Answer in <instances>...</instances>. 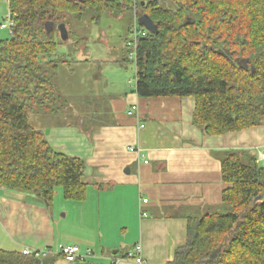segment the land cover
Returning a JSON list of instances; mask_svg holds the SVG:
<instances>
[{"label": "trees", "instance_id": "1", "mask_svg": "<svg viewBox=\"0 0 264 264\" xmlns=\"http://www.w3.org/2000/svg\"><path fill=\"white\" fill-rule=\"evenodd\" d=\"M7 1L13 28L0 40V189L34 195L46 205L57 189L67 201L85 198L84 162L55 151L30 124L32 114H63L83 99L79 90L57 83L60 66L70 60L57 56L66 43L57 27L84 14L98 23L104 14L139 11L133 50L139 98H193L192 125L207 136L264 121V0ZM76 110L72 121L81 113ZM221 173L231 186L219 209L187 219L185 244L166 264H264V166L229 152ZM55 258L0 250V264H55Z\"/></svg>", "mask_w": 264, "mask_h": 264}, {"label": "crops", "instance_id": "2", "mask_svg": "<svg viewBox=\"0 0 264 264\" xmlns=\"http://www.w3.org/2000/svg\"><path fill=\"white\" fill-rule=\"evenodd\" d=\"M112 73L103 85L97 79L76 89L84 106L78 119L43 131L55 151L84 162L85 198L67 201L57 189L46 205L0 189V250L27 248L55 258L64 246L77 245L92 251L89 263L112 264L140 246L145 264H166L185 244L187 219L219 209L231 186L221 173L226 154L239 153L244 161L264 153V121L207 136L192 125L193 98L142 99L120 69ZM55 264L73 263L61 257Z\"/></svg>", "mask_w": 264, "mask_h": 264}, {"label": "rangeland", "instance_id": "3", "mask_svg": "<svg viewBox=\"0 0 264 264\" xmlns=\"http://www.w3.org/2000/svg\"><path fill=\"white\" fill-rule=\"evenodd\" d=\"M136 16L139 11L136 9ZM134 9L125 12L121 16H110L104 14L101 16L98 23L90 21L91 14H84L82 20L73 18L66 26L67 32L70 30L78 40L77 45H73L71 38L67 39L63 51L57 56H61L66 61L63 66H60L57 74V83L61 87L79 89L81 85L90 86V82L97 80L100 85L104 84V78H112V71L120 69V73L126 78V86L135 89V67L133 63L134 53L131 49V56L125 52L126 45L132 43L133 35L128 33V30L133 27ZM9 19L8 1L0 0V26ZM9 30L0 28V40L9 39ZM73 45V46H72ZM72 46V47H71ZM128 49V48H127ZM84 53V56H83ZM81 55L84 59L88 58L90 63L86 65L84 60L77 62L76 58ZM128 57L127 60H123ZM71 63V66H68ZM71 72H73L71 74ZM81 77L86 78L85 82L81 83ZM131 81V84H130ZM94 83V82H93ZM73 110L81 109V99H76L71 102ZM73 110L64 109L63 114H32L30 116V124L37 130L43 132L45 128L68 122L75 115ZM77 111V110H76ZM95 122V120H93ZM60 261H63L60 259Z\"/></svg>", "mask_w": 264, "mask_h": 264}, {"label": "built area", "instance_id": "4", "mask_svg": "<svg viewBox=\"0 0 264 264\" xmlns=\"http://www.w3.org/2000/svg\"><path fill=\"white\" fill-rule=\"evenodd\" d=\"M136 13V10L134 8V14ZM1 29L3 30H9V32L11 33L12 28H13V22L11 21L10 17L9 19L0 26ZM133 30H131V34L133 35V40L132 43L130 44V46L133 48L134 50V46H135V42L137 39V36L140 35V31L138 28V24H137V17L136 14L134 15V21H133ZM134 53V51H133ZM131 56V54H130ZM131 83V81H130ZM135 109V107H133V110ZM144 127V125H141L140 128L142 129ZM133 148H130V151H133ZM257 163L260 162H264V153L262 152H258L257 154V158H256ZM146 202V201H144ZM23 255H31V254H36L37 256H45L46 253L44 252H33L30 249H24L22 251ZM60 255L65 259V261L69 262V263H74L76 261L78 262H84L88 259H91L94 257L92 251L90 249H87L85 252H81L79 246L77 245H68V246H64L61 251H60ZM111 263L112 264H145L142 257H141V247L140 246H136L132 252H129L128 254H126L125 257L123 258H112L111 259Z\"/></svg>", "mask_w": 264, "mask_h": 264}, {"label": "water", "instance_id": "5", "mask_svg": "<svg viewBox=\"0 0 264 264\" xmlns=\"http://www.w3.org/2000/svg\"><path fill=\"white\" fill-rule=\"evenodd\" d=\"M142 24L144 26V28L150 32H153L155 30V27L153 26V24L151 23V21L149 19H146V18H143L142 19ZM57 30L59 31V35H60V38L63 40V41H66L68 39V33H67V29L65 27L64 24H60L58 25L57 27ZM215 256V254H213L210 258V260ZM209 260V261H210ZM125 264V263H124Z\"/></svg>", "mask_w": 264, "mask_h": 264}]
</instances>
